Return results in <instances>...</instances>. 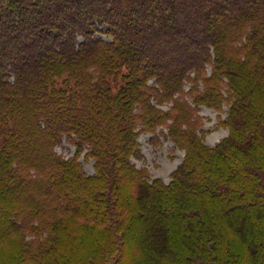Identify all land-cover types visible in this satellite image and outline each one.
Returning a JSON list of instances; mask_svg holds the SVG:
<instances>
[{"label":"trees","instance_id":"16d2710c","mask_svg":"<svg viewBox=\"0 0 264 264\" xmlns=\"http://www.w3.org/2000/svg\"><path fill=\"white\" fill-rule=\"evenodd\" d=\"M159 128L169 185L131 161ZM0 264H264V0H0Z\"/></svg>","mask_w":264,"mask_h":264},{"label":"rangeland","instance_id":"374dc122","mask_svg":"<svg viewBox=\"0 0 264 264\" xmlns=\"http://www.w3.org/2000/svg\"><path fill=\"white\" fill-rule=\"evenodd\" d=\"M224 98L229 95L228 88L223 89ZM156 107L163 112H169L172 105L169 103L157 104ZM229 102H223L220 108L200 106L193 112L192 121H197L199 137L209 147H215L229 136L230 129L225 122L230 116ZM141 129H138L140 131ZM167 131L159 128L156 133L140 131L139 153L131 157L132 163L139 170H145V175L150 182L160 180L165 185L172 181L173 173L178 169L185 159V150L176 146L167 135ZM58 154L65 158L75 156L76 148L63 139L56 147ZM80 162L87 175L95 174V163L80 157Z\"/></svg>","mask_w":264,"mask_h":264}]
</instances>
